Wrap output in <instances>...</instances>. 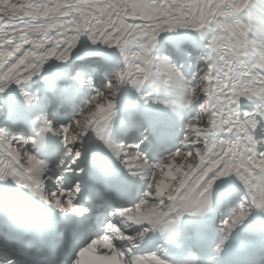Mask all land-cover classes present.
Wrapping results in <instances>:
<instances>
[{
    "label": "snow or ice",
    "instance_id": "snow-or-ice-1",
    "mask_svg": "<svg viewBox=\"0 0 264 264\" xmlns=\"http://www.w3.org/2000/svg\"><path fill=\"white\" fill-rule=\"evenodd\" d=\"M0 264H264V0H0Z\"/></svg>",
    "mask_w": 264,
    "mask_h": 264
}]
</instances>
